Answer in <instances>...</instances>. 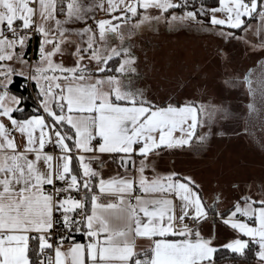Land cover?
Listing matches in <instances>:
<instances>
[{"label": "snow or ice", "instance_id": "obj_1", "mask_svg": "<svg viewBox=\"0 0 264 264\" xmlns=\"http://www.w3.org/2000/svg\"><path fill=\"white\" fill-rule=\"evenodd\" d=\"M65 3L60 19L57 5ZM94 9L107 13L95 21L99 40L87 24L67 27L87 21ZM161 19L264 50V0H216L210 7L204 0L199 7L189 0H0V264H217L222 250L246 258L253 249L257 264H264V189L259 199L245 193L219 211V195L206 205L190 176L146 175L149 168L155 173L154 153L192 147L193 141L203 145L208 134L196 130L202 116L213 115L193 102L158 106L127 79L136 72V57L124 46L126 37ZM250 30L259 43L248 40ZM69 34L87 40L75 44L69 54L76 59L66 66L55 57L73 43ZM113 37L119 47L109 43ZM34 38L33 60L27 48ZM15 77L23 78L21 88L32 89L28 97L10 90ZM243 82L255 97L251 69ZM29 98L33 107L26 111ZM247 107L257 111L255 100ZM103 154L119 156L125 173L131 162L135 174L105 179L93 167ZM210 217L213 231L205 234ZM218 225L237 235L216 244Z\"/></svg>", "mask_w": 264, "mask_h": 264}, {"label": "rangeland", "instance_id": "obj_2", "mask_svg": "<svg viewBox=\"0 0 264 264\" xmlns=\"http://www.w3.org/2000/svg\"><path fill=\"white\" fill-rule=\"evenodd\" d=\"M193 3V0H189V4ZM195 6L199 7L196 4ZM176 12L180 13L178 10ZM165 15L170 16L171 12ZM248 23L254 28L259 26V22L254 19ZM159 25L169 26L161 19L159 22H153L151 26L145 25L136 33L151 28L157 29ZM177 25L187 30L156 32V46L149 47L153 49L155 58L161 59L158 66L163 69L169 66L165 63L168 57H179L181 61L185 58V68H182L183 64L179 67L180 73L184 75H177L174 69L170 75L128 72L126 77L131 80L133 87L142 90L143 94L148 93L153 100L166 99L173 102L179 99H196L199 100V106H206L207 111L213 115L201 117L203 124L198 126L197 135L207 133V141L203 145H196L194 141L186 153L192 158L201 157L197 165L199 170L202 167L203 173L207 175V179L204 176L203 180L209 190L217 185L220 188H230L231 184L239 181L245 187H251L252 190L245 193L259 199L261 190L264 189V129L260 128V125H263L264 111H256L247 116L245 104L248 99L243 75L249 65L255 64L264 50L254 48L244 40L225 39L218 32L200 30L197 25L196 31L193 28V31H190L191 28L185 26L191 25L188 22H175L172 26ZM83 38L87 40L86 36ZM79 39L82 42V38ZM139 39L147 40L144 35ZM248 40L253 44L259 43L251 30L248 32ZM124 46L129 47L134 55V35L130 39L126 37ZM147 49L138 48L144 51V54ZM122 58L123 55L119 57L117 64L110 60L109 68L118 66ZM139 59L142 68L147 66L145 56ZM212 179L215 181H209ZM238 258L245 262H239ZM223 264H257V261L231 256L229 261Z\"/></svg>", "mask_w": 264, "mask_h": 264}, {"label": "crops", "instance_id": "obj_3", "mask_svg": "<svg viewBox=\"0 0 264 264\" xmlns=\"http://www.w3.org/2000/svg\"><path fill=\"white\" fill-rule=\"evenodd\" d=\"M88 2H98V0H88ZM65 11H66V3H65ZM172 11L173 10H170L169 12H172ZM174 11H176V10H174ZM150 13L152 15H155L157 13V10H155V9L150 10ZM57 16L60 19L64 18L62 14H60V15L57 14ZM104 18H107V13L101 12L99 9H94L93 12L89 13V19L87 21L73 22L70 25H68L67 27L79 30V29L85 27V25L87 24L88 26H91L93 28V30L97 33L96 38H97V40H99L98 29L96 28L95 21L99 20V19H104ZM37 19H38V17H37ZM245 19H249V18H245ZM250 20L251 19H249L248 22ZM185 26L190 27L191 28L190 31H193L192 28L194 29V31H196V29H198V27H196V25H194V27H193V25H185ZM180 29L187 30L186 28L181 27V25L180 26L177 25L174 27L173 26H166V25H159V28H157V29L151 28V29H148L146 31H141V32L134 34V56L136 57V62L134 64V67L136 68L135 73L136 74L145 73L147 75H170L171 74L170 72L175 69L177 75H184V74L180 73L179 67L181 64H183V66L185 65V63H186L185 58H183L181 61V59L179 57L178 58L175 57V59L168 57L169 59H167L168 61L165 63H167L169 66L166 67V69L165 68L163 69V68L158 66L161 59H156L154 52H153V49L151 50V48L149 47L150 45H152L153 48L156 46V43H155L156 41L154 39L156 32H159V31H165V32L178 31ZM69 35H70V39L73 41V43L70 45L69 44L63 45V50H64L63 57H61L59 55L57 57H55L57 62H63L66 66H71L73 61L76 59L75 56H72L69 54L71 51H74L75 44L76 43H83L85 41L83 38L82 42H80V39H79L80 37H78L79 35H75V34H69ZM142 35L146 36L147 40H140L139 37ZM149 38H151V39H149ZM112 39L110 41V44H114L117 47H119L121 42L118 41L117 39H115V37H113ZM36 43H37L36 46L38 49V38H36ZM142 44H147V45H142ZM178 44L181 45V42H179ZM145 47L148 48L147 51L145 52V54H144V51L138 50V48H145ZM27 50H28V48H27ZM144 56L146 58L145 60L147 61L146 62L147 66L142 68L140 66L141 65L140 64L141 59H139V57L144 58ZM183 62H185V63H183ZM85 63H88V61H85ZM90 67L94 69L96 67V62L92 61ZM177 68H179V69H177ZM182 68H185V66ZM107 74H114V73H105V75H107ZM180 94L182 95V93H180ZM144 96L148 100H150L152 103H154L158 106H167L168 103L184 104L187 102H193L197 107H199V104H198L199 100H196V99H190L189 101H184L183 99H179V100L172 102V100H166V99L161 100V101L153 100L149 96L148 93L147 94L144 93ZM197 131H198V127L196 130V134H197ZM176 135H179V133H176ZM18 142H19V138H18ZM188 148H190V147L186 146L184 148L165 149L158 154L154 153L152 156H150V160H151V163L155 167V173H153L152 169L149 168L146 170V175L149 178H152V176L155 174L165 175L168 172L174 171L178 174L190 176V177H192L193 180L196 181V183L198 185H200L201 195H202L206 205H211L215 196L219 195L220 199L216 203V208L219 211H225L227 209H230L231 206L233 205V203L235 202V200L240 195H243L245 192H250L252 190L250 186H248V188H247V187H245L244 184H241L239 181H236L237 183L231 184L230 188H227V187L226 188H223V187L220 188V186L217 185L216 188L211 187V190H209L207 188V186H205V183H206L205 180H203L204 176L207 179V175L203 173L202 167L199 170V167L197 165L199 163L198 159H200L201 157L199 158V156L198 157L194 156L192 158L191 156H189L186 153ZM190 157L192 158V160H190ZM192 162H193V169H192ZM136 165H137V167L139 166V160L138 159L136 160ZM76 167H78V164L76 165ZM93 167L96 168L98 171H100L105 179L115 177V176H124V175H128L129 177H131L135 174L133 169H132V163L131 162H129V164H128L129 171L127 173H125L124 167H122L120 164L119 156H115L114 154H103V155H101L99 160L93 161ZM209 181L214 182L215 180L212 179ZM233 182H235V181H233ZM263 186H264V184H263ZM97 191H98V189H97ZM137 194H142V193L139 192ZM149 195L158 196L159 194L158 193H151ZM253 197L256 198V196H253ZM101 202H107V201L102 200ZM89 207H90V205H89ZM212 231H213L212 219L210 217L208 223L204 225V232H205V234H209ZM77 234L78 235H76V236L79 237L78 240L82 241L84 239L82 234H79V233H77ZM236 235H237V233L233 232L231 229H225L222 226L218 225L217 229L215 230V236H216L215 243L216 244L225 243L228 240L235 237ZM240 235H241V238L247 239V237H244L242 234H240ZM137 244L142 245L144 247H147L148 241L138 239ZM253 250H255V249H253ZM229 254L230 253H228V256H229ZM237 260L241 263L245 262V260H243L241 258H238ZM227 261H229V257L223 258L221 260H217V264H223V263H226Z\"/></svg>", "mask_w": 264, "mask_h": 264}, {"label": "trees", "instance_id": "obj_4", "mask_svg": "<svg viewBox=\"0 0 264 264\" xmlns=\"http://www.w3.org/2000/svg\"><path fill=\"white\" fill-rule=\"evenodd\" d=\"M194 3L196 5H199V2L200 0H193ZM206 6H214L215 3H216V0H204ZM63 7L65 9V4H58L57 5V14L60 15L61 13L59 12V9ZM197 7V6H196ZM175 10H178L179 12H182L183 9H175ZM191 10V9H190ZM247 22L249 19H246ZM112 60L115 62V64L118 63V60H119V57H113ZM23 82V78L21 77H15L14 78V83L12 85H10V90L13 92V93H16V94H20V95H24L25 97H28L30 92L25 89V88H21L20 85L22 84ZM33 107V103H32V100L29 98L25 101V110L26 111H31ZM78 235L77 233L74 234V236ZM77 240L79 239L78 236L75 237ZM254 250H251L249 251L248 255H247V258L252 260V259H255L254 257ZM231 256H234L233 254H229L228 256V252L226 250H222L221 252H218L216 254V260H221L223 258H227V257H231ZM256 260V259H255Z\"/></svg>", "mask_w": 264, "mask_h": 264}, {"label": "flooded vegetation", "instance_id": "obj_5", "mask_svg": "<svg viewBox=\"0 0 264 264\" xmlns=\"http://www.w3.org/2000/svg\"><path fill=\"white\" fill-rule=\"evenodd\" d=\"M261 65H264V53L261 54L255 61V64L249 65L248 68L246 69V71L244 72V75L247 74L249 72V70L251 69V78H252V86L254 89H257V93L255 95V97L250 96L248 93V88L247 85H245L246 87V94H247V101H246V107L247 105L252 102L253 100H255V104H256V109L257 111H264V102L261 101V97L259 95V85L257 83L260 75H261ZM243 75V76H244ZM250 115L248 107H247V116ZM263 125H260V128L264 129V116H263Z\"/></svg>", "mask_w": 264, "mask_h": 264}, {"label": "built area", "instance_id": "obj_6", "mask_svg": "<svg viewBox=\"0 0 264 264\" xmlns=\"http://www.w3.org/2000/svg\"><path fill=\"white\" fill-rule=\"evenodd\" d=\"M36 44H37V43H36V38H34V39L29 43V45H28V50H27L28 55H29L33 60L36 59V57L33 56L32 54L38 51ZM23 82H24V81H23ZM23 82H22V83H23ZM27 90H28L30 93H32V89H31V88H28ZM48 150L51 151V149H48ZM137 193H139V191H137ZM74 195H77V194L74 193ZM79 195H82V193L79 194ZM74 234H75V233H74ZM74 234H73V235H74Z\"/></svg>", "mask_w": 264, "mask_h": 264}]
</instances>
